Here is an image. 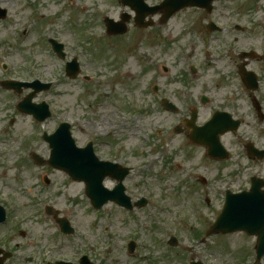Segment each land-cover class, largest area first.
Segmentation results:
<instances>
[{"label": "rangeland", "instance_id": "1", "mask_svg": "<svg viewBox=\"0 0 264 264\" xmlns=\"http://www.w3.org/2000/svg\"><path fill=\"white\" fill-rule=\"evenodd\" d=\"M73 1L74 5L71 0H0V8L6 10L8 16L6 22L0 21V36L7 43L5 50L8 55L4 62L10 66L6 72L0 68V79L8 75L26 81L36 78L41 82H54L49 92L33 99L35 103L44 100L53 105L51 109L55 114L53 112L52 118L42 125H34L30 116L15 110L16 102L22 100L28 91L16 96L7 94L0 87V127L5 129L0 138V150L3 151L0 156V189L14 201L10 204L14 212L12 217H15L13 222H18L22 216L30 219L21 225V229L34 242L26 244V240H21L13 232L9 247L17 244L21 256H35L40 252L41 263L46 257L44 247L50 246L54 247L56 256L76 260L79 255L86 254L92 264H188L190 257L204 264H242L238 263L236 254L239 251L247 253L239 236L210 238L207 241L211 243L207 244H199L195 239L203 237L214 221L218 205L213 201L209 206L204 205L200 201L203 199L198 186H190L188 182L182 184L186 172L191 167L197 168L194 162L200 152L195 150L191 158L194 160L187 162V155L181 151L183 137L174 134L177 117L164 113L157 105L151 106L147 97L148 69L156 73L157 66L164 64L173 73L177 72L180 61L175 60L179 57L176 50L181 51L185 46L179 42L175 45H162L158 41L149 43L147 32H140L132 25L128 26L126 38H103L105 25L102 16L116 20L124 13L129 14V10L116 0ZM219 1L259 7L256 17L264 19V0ZM185 14L191 18V14ZM181 18L183 20L179 15L170 23L172 33L189 28L185 23H178ZM186 35L188 42L193 41V45L197 42L193 33L188 31ZM50 38L65 46L64 61L52 54L47 43ZM72 58L80 62L82 73L91 77L90 82L80 77L74 80L65 77L63 65ZM149 58L154 61L151 63ZM193 63L192 59L190 64ZM172 78V82L178 80ZM132 107L141 108L142 112H131ZM145 111L146 114L143 113ZM9 120H13V126H8ZM61 121L72 126L71 133L78 147L93 140L105 154L107 149L102 148L99 134L108 123L118 125L120 128L113 142L116 156L134 167L128 182L137 188H130L129 194L132 198L141 194L151 196V203L131 213L113 206L95 212L85 198L81 184L71 182L65 174L46 165L39 167L32 163L29 158L32 152L44 159L49 155L40 133H53ZM140 138L147 141L144 143L147 148L140 144ZM162 139H168L173 150L161 162L160 156L155 159L157 168L152 166L150 171L158 177L146 178L137 170L136 164L161 153L159 144ZM149 143L156 146L150 147ZM165 160H171L173 167L181 165V169L175 168L171 178L168 173L161 172V163ZM154 169L157 173H152ZM194 172L205 176L209 183L216 176L215 166L203 160L202 155L200 169ZM44 176L52 181L51 185L45 186ZM107 186L109 188V184ZM193 187L200 193L194 192ZM31 196L40 197L41 204L59 210L61 216L75 227L76 235L65 239L51 219L42 213L33 217ZM196 210L202 213L199 220L194 216ZM13 222L0 229V238L12 230ZM103 228L108 229L110 239ZM171 236L177 238L180 246L173 248L167 245ZM132 240L136 247L133 253L128 254L126 247ZM6 264L22 262L9 261ZM29 264H37V258Z\"/></svg>", "mask_w": 264, "mask_h": 264}, {"label": "flooded vegetation", "instance_id": "2", "mask_svg": "<svg viewBox=\"0 0 264 264\" xmlns=\"http://www.w3.org/2000/svg\"><path fill=\"white\" fill-rule=\"evenodd\" d=\"M116 1L122 7L127 8L130 13H124L116 20L102 16L103 23H106L105 19L116 24L125 23L127 32L128 26L132 25L140 32H147L149 43L158 41L162 45H175L176 42H179L181 46H185L181 51L176 50L179 57H176L175 60L180 61L179 64L177 63L180 65L177 72L173 73L164 64L157 66L156 73L155 70L148 69L149 79L146 87L151 106L157 105L164 113L177 117L174 134L177 131L178 134L175 135L183 137H180V144H183L181 151L184 152L183 155H187V162L194 160L191 158L195 150L200 152L194 162L197 168L191 167L186 172L182 184L188 182L191 184L190 186H198L205 205L209 206L213 201L220 209L227 193H250L252 189H256L257 193L264 195V19L256 17L259 7L251 8L245 4H236L234 1L184 0L187 5H183L182 9L167 17L165 9L169 6L162 5L164 0L155 2L148 0ZM71 2L74 5V1L71 0ZM185 13L191 14V18H188ZM179 15L183 16V20L181 18L178 23H185L189 28L179 31L177 29L172 33L170 23ZM188 31L194 34L197 41L194 45L193 41L188 42L189 37L186 35ZM124 35L116 38H126L127 35ZM6 46L5 39L0 36L1 58L8 55L5 50ZM149 47H151L150 44ZM187 49H190L188 53L185 52ZM192 59L194 63L190 64ZM148 60L151 63L154 61L151 58ZM172 77H176L178 80L172 82ZM162 82L168 85L169 90ZM174 90H177L176 94H167ZM164 103L173 107H167ZM192 118H194V122ZM209 122L211 124L210 136H208L210 142L207 143V136H203L197 139V143H193L191 132L203 128ZM13 123V120H9L8 126H13ZM191 124L192 129L187 128ZM113 128L114 132L102 134L101 144L103 149H107V154L97 150L98 158L101 161L128 168L129 171L122 182L123 193L116 187L117 177L106 176L101 183L100 199L111 198L114 193V199L118 196L120 199L125 196L129 203L135 202L129 191L130 188L136 186H131L128 182L134 167L117 158L113 142H115L114 138L119 126L113 125ZM4 130V127H0V138ZM107 136L111 138L107 139ZM139 141L142 146L146 147L144 143L147 141L141 138ZM170 141L168 139L160 140L161 153L153 154L144 163L136 164L137 170L146 178L158 177V174L152 175L150 171L152 166L157 168L154 156H160V162L164 158L166 159L173 150ZM148 146L156 145L149 143ZM0 152V156H2L3 151L0 150ZM201 155L203 160L209 161L216 168V176L211 183L205 176L194 172L200 169ZM175 168L181 169V165L177 164L173 167L171 160H165L164 163H161L160 169L164 174L168 173L171 178ZM108 184L109 188H107ZM82 186L84 196L89 201L85 193V184ZM199 189L193 187L196 193H200ZM13 202L12 198L8 194L1 193L0 189L1 205L5 208L6 205ZM30 202L34 207L32 213L35 218L42 210L43 216L51 219L58 230L52 217L53 211H48L50 215H47L45 211L46 207L51 206L47 204L42 206L40 197L35 196H31ZM109 205L118 208L114 203H109ZM218 212L215 218L218 216ZM14 218H7L5 224L0 225V229L13 222ZM201 218L202 216L199 217V219ZM13 223L15 228L12 227V230L2 237L5 244L11 242V235L16 231V226L21 227L22 225L17 222ZM235 235L242 238L244 242L243 247L247 253L243 258L245 264H256L257 261L253 254L256 251L258 237L247 233ZM25 239L26 237L22 238V240ZM25 243L32 242L25 241ZM18 248L16 244L7 250L2 249L3 252H8L11 255L4 261L5 264L9 261L18 262V260L22 264H29L34 263L36 258L37 264H57L58 261L71 263L58 259L54 247H44L46 257L42 263L40 252L35 253V256H31L32 254L21 256L20 251H17Z\"/></svg>", "mask_w": 264, "mask_h": 264}, {"label": "water", "instance_id": "3", "mask_svg": "<svg viewBox=\"0 0 264 264\" xmlns=\"http://www.w3.org/2000/svg\"><path fill=\"white\" fill-rule=\"evenodd\" d=\"M176 4L180 3L177 2ZM113 27L114 26H112L111 29H113ZM70 72L71 70L69 69L67 73ZM39 90L40 88H37L36 91ZM20 109L24 111L25 106L20 105ZM26 111L29 112L30 109ZM51 146L53 150L51 153V160L49 161V164L58 169H62L68 172L74 178L86 179L88 181L87 176L91 175L92 173L95 174L99 170L97 166L89 161L87 155L84 152L75 151L72 152L71 155L68 154L65 148L72 146L70 142H63L62 144H58L56 137H54L52 139ZM91 181L94 182V177L91 178ZM91 181H89V188L92 192L90 194V190H88V193L92 199L93 204L96 205L98 200V193L95 190V185ZM248 196H241L235 200H229L226 203L222 214L218 218L210 233L224 234L239 230L256 232L257 229H260L262 226H264V200H254ZM262 234L263 233L260 234L261 240L264 239V236Z\"/></svg>", "mask_w": 264, "mask_h": 264}, {"label": "bare ground", "instance_id": "4", "mask_svg": "<svg viewBox=\"0 0 264 264\" xmlns=\"http://www.w3.org/2000/svg\"><path fill=\"white\" fill-rule=\"evenodd\" d=\"M122 76H124V75L122 74Z\"/></svg>", "mask_w": 264, "mask_h": 264}]
</instances>
